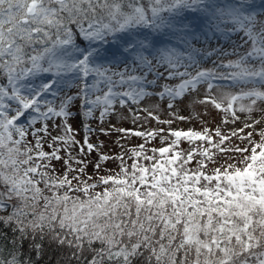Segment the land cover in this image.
Masks as SVG:
<instances>
[{"label": "snow or ice", "instance_id": "obj_1", "mask_svg": "<svg viewBox=\"0 0 264 264\" xmlns=\"http://www.w3.org/2000/svg\"><path fill=\"white\" fill-rule=\"evenodd\" d=\"M258 103L264 0H0V264H33L22 249L45 239L63 264H264V129L244 134L261 121L172 127L181 105L227 124ZM125 109L168 128L89 122ZM97 131L143 143L110 156ZM109 160L120 171L89 183Z\"/></svg>", "mask_w": 264, "mask_h": 264}, {"label": "rangeland", "instance_id": "obj_2", "mask_svg": "<svg viewBox=\"0 0 264 264\" xmlns=\"http://www.w3.org/2000/svg\"><path fill=\"white\" fill-rule=\"evenodd\" d=\"M248 87H252V86L249 85ZM153 102L154 101H151V100L146 101L145 105H142V107L148 106L149 104H151ZM245 103H247V101H245ZM180 108H181V111L179 112V115L185 117V119L183 121H181L179 119L175 120L172 124L173 128H180V129L194 128L196 130H202L203 128L206 127V128H208L214 132L216 127L219 126V127H221L222 132L230 133V131L233 129H239V128L243 127L244 121H247L248 123H252L253 120H260L261 123L256 124L254 128H246L245 133H244V134H246L247 132H252L253 133V139L256 141L260 140L259 132L261 131V129H264V103H258L256 106V109L252 113H247V112L240 113V112H238L237 114L240 116V122L227 123V124H222L223 113L215 110L211 105L204 106V105H200V104H196V105L188 104L186 107L184 105H181ZM98 114L99 113L97 111L96 115L98 116ZM141 115H143V113H141ZM160 117H161V119H169L170 118L165 113H160ZM230 119H231V117H229V120ZM57 122H59V121H57ZM89 122L91 123V126L93 128H96V129H99L101 127L108 129L112 125H115L118 128H120V127H123V128H142V130L143 129H150V128H159V127H163L167 130V128H168V125H159L154 120H149L147 122L139 121L137 124L134 125L132 123L131 118L128 115L126 109L123 111H118V113L116 115L108 117V119H106L103 124L99 123L95 119H93ZM70 123H72L74 127H78V118L70 121ZM36 126L39 127V124H37ZM50 129H51V124H50ZM55 134H56V132H53V135H55ZM83 135H84L83 132H80L79 135L77 136V139H82ZM110 135H112L116 141L118 139H119V141L124 139V138H121L120 133H118V132H111ZM103 136L104 135H101L98 131L96 133L92 134V137H91L92 143L96 144V143L103 141V139H104ZM28 138L30 140H32L31 136H29ZM129 138H130V142L132 144L127 145L124 142V146H126L127 148H131L135 145L143 143V141L138 137L137 138L129 137ZM33 143H34V141H33ZM233 143L238 144L241 147H243L247 144V141L245 140L243 143H241V141L239 139L234 138ZM159 146H161V142L159 139H157V140H155L152 143L147 145V147H149V148L159 147ZM44 147L47 148L46 143H45ZM106 150L107 149L105 147H103L101 149L102 152L107 153V154H112V153L116 152L117 149L113 147V149L110 150L109 152H107ZM73 154H75V153H73ZM95 160H96V157H95ZM221 162H223V161H221ZM108 165H110L109 162L103 163L99 173L100 172H102V174L106 173ZM99 173H95V174H99ZM52 174L56 175V171Z\"/></svg>", "mask_w": 264, "mask_h": 264}, {"label": "trees", "instance_id": "obj_3", "mask_svg": "<svg viewBox=\"0 0 264 264\" xmlns=\"http://www.w3.org/2000/svg\"><path fill=\"white\" fill-rule=\"evenodd\" d=\"M103 138L104 139L102 142L104 144V147L107 149L106 150L107 152L112 150L113 147L117 149L116 152L109 154L110 156L118 155L122 151V149L118 146V144L116 143L117 141L114 139V137L112 135H107V136L104 135ZM134 138H137V137H134ZM124 142L127 145L132 144L130 142V138L123 139V140L119 141V143L123 144V145H124ZM181 147L187 149V148H189V145L185 142L181 145ZM125 149H127L126 146H125ZM44 150L50 151V149L48 147L47 148L44 147ZM149 154H151V153H149ZM95 157H96V153L93 152L92 155L90 157H88V159H90L94 162ZM125 159L127 160V156H125ZM107 162H109L110 165H108V167H107V170H106L107 172L103 173V174H102V172H100V173L98 172L99 174L93 175L94 169H93L91 164L89 165V167L87 169V174L92 176V179L88 181L89 183L96 182L98 176L113 175V174L120 171V168H119L120 161L119 160H109ZM127 162L129 165L132 163L131 160H127ZM52 163H53V166L55 168L56 175H62L63 172L65 171L64 166H63V162L62 161H60V162L53 161ZM192 166L193 167L195 166L194 163ZM72 175H75V173H72ZM69 178H71V176ZM82 179H87V175L82 177ZM75 183H76V181H73V184H75ZM41 187H43V185H41ZM104 187H105L104 185L98 184L97 187L91 191L92 192H102ZM108 187H111V185H108ZM45 194H50V193L46 192ZM71 195L80 196L82 199L84 198L83 194L79 193V192H73V193H71ZM0 231H3L8 237L11 236V232L7 228H4L3 226H0ZM37 240L39 241V238H37ZM96 247H99V245L97 244ZM22 251H23V256L21 257V259L30 258L31 261L33 262V264H58V262H59V264H63L62 255L67 250L66 249H59L55 245H49L47 239H45V241H44V252L40 258H37L35 253L29 249V246L27 243H25ZM87 255L88 254L86 252L85 256H87ZM73 264H75V262H73Z\"/></svg>", "mask_w": 264, "mask_h": 264}]
</instances>
